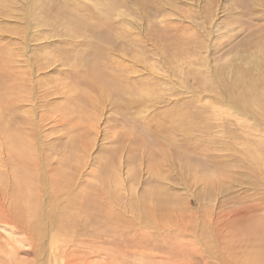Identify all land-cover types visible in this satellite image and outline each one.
<instances>
[{"label":"rangeland","instance_id":"374dc122","mask_svg":"<svg viewBox=\"0 0 264 264\" xmlns=\"http://www.w3.org/2000/svg\"><path fill=\"white\" fill-rule=\"evenodd\" d=\"M256 253L264 0H0V264Z\"/></svg>","mask_w":264,"mask_h":264},{"label":"bare ground","instance_id":"6f19581e","mask_svg":"<svg viewBox=\"0 0 264 264\" xmlns=\"http://www.w3.org/2000/svg\"><path fill=\"white\" fill-rule=\"evenodd\" d=\"M108 76H112V75H108ZM108 78V77H107ZM103 79V82H104V86L110 88L113 91H117L118 87H117V84H116V78H114L113 76L110 77V79H106L105 80V77H102ZM101 80V78H100ZM124 86L126 87H129L127 85V83L125 82ZM116 94V93H115ZM117 95V94H116ZM37 206V205H36ZM38 207V206H37ZM52 212V211H51ZM36 220V219H35ZM3 222V221H2ZM3 224V230L4 231H8L10 229V231L13 232V230L15 229L14 226H17L16 224L13 226V225H9L8 222L6 221L5 223H2ZM13 224V223H12ZM28 225V224H27ZM20 228V227H19ZM23 228V227H22ZM29 229V228H28ZM24 231V230H22ZM29 232V231H28ZM26 233V232H25ZM40 235V234H38ZM27 236V235H26ZM25 238V237H24ZM32 238V237H31ZM27 240V238H25ZM33 239V238H32ZM23 241V240H22ZM243 264H264V255L263 254H260V253H256L254 254L250 259L246 260L245 262H243Z\"/></svg>","mask_w":264,"mask_h":264}]
</instances>
